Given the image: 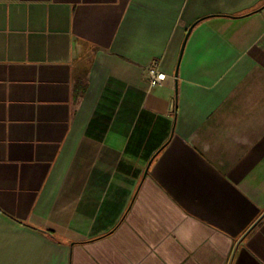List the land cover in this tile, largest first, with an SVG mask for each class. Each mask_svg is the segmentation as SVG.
<instances>
[{"label": "crops", "instance_id": "1", "mask_svg": "<svg viewBox=\"0 0 264 264\" xmlns=\"http://www.w3.org/2000/svg\"><path fill=\"white\" fill-rule=\"evenodd\" d=\"M263 213L264 0H0V264H264Z\"/></svg>", "mask_w": 264, "mask_h": 264}, {"label": "built area", "instance_id": "2", "mask_svg": "<svg viewBox=\"0 0 264 264\" xmlns=\"http://www.w3.org/2000/svg\"><path fill=\"white\" fill-rule=\"evenodd\" d=\"M148 72L151 86L159 84L166 79V74L159 69L157 64L151 65Z\"/></svg>", "mask_w": 264, "mask_h": 264}, {"label": "water", "instance_id": "3", "mask_svg": "<svg viewBox=\"0 0 264 264\" xmlns=\"http://www.w3.org/2000/svg\"><path fill=\"white\" fill-rule=\"evenodd\" d=\"M192 27L193 25L189 28L187 34H186V37L184 39V42H183V45H182V48H181V54H180V59H181V55L183 53V50H184V47H185V44H186V41H187V38L192 30ZM180 59H179V62H178V66H177V70H176V73H175V76L178 77V74H179V63H180ZM177 83H178V80L176 79V91H177ZM177 93V92H176ZM151 163V162H150ZM264 217V213L260 216V218L251 226L250 229H252L257 223L258 221ZM250 229L247 231V233L250 231ZM237 246V245H236ZM232 259V258H231Z\"/></svg>", "mask_w": 264, "mask_h": 264}, {"label": "trees", "instance_id": "4", "mask_svg": "<svg viewBox=\"0 0 264 264\" xmlns=\"http://www.w3.org/2000/svg\"><path fill=\"white\" fill-rule=\"evenodd\" d=\"M41 230L52 235V231L51 230H48V229H41Z\"/></svg>", "mask_w": 264, "mask_h": 264}]
</instances>
